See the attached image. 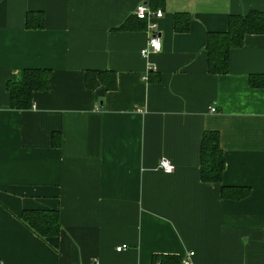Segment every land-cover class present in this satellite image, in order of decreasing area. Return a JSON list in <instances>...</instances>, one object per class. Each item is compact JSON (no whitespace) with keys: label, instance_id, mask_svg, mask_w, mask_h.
<instances>
[{"label":"crops","instance_id":"1","mask_svg":"<svg viewBox=\"0 0 264 264\" xmlns=\"http://www.w3.org/2000/svg\"><path fill=\"white\" fill-rule=\"evenodd\" d=\"M140 3L163 13L162 50L146 57ZM249 11L264 12V0H0V264H153L189 252L191 264H264V87L249 85L264 75V35L231 50L225 75L208 73L204 49ZM28 13L43 28H26ZM176 15L187 32L174 30ZM27 69L49 70L48 87L12 109L6 84ZM88 70L114 72L116 89L88 90ZM206 131L219 135L220 183L200 180ZM222 186L250 192L226 200ZM27 210L58 211L59 235L36 236L20 221Z\"/></svg>","mask_w":264,"mask_h":264},{"label":"trees","instance_id":"2","mask_svg":"<svg viewBox=\"0 0 264 264\" xmlns=\"http://www.w3.org/2000/svg\"><path fill=\"white\" fill-rule=\"evenodd\" d=\"M132 17L135 22L146 25L144 21ZM43 22L44 18L41 13H28L26 16V28L28 29L43 28ZM127 28L124 24L118 30ZM188 29L189 21H180V16L176 15L174 30L182 33L187 32ZM248 35H264V12L249 11L246 15L229 16L225 31L208 33L204 48L207 54L208 73L211 75L227 74L231 50L241 47L244 38ZM49 76L50 71L47 69H27L13 75L6 84L11 108L16 110L32 108V93L45 91L48 87ZM259 78L262 82L258 81ZM249 85L253 88H263L264 75L250 76ZM85 86L88 90L103 87L106 91H114L117 87L116 74L109 70H88L85 72ZM224 167L225 160L220 148L218 133L204 132L200 145V180L204 183H220ZM249 192L248 187L222 186L220 189L221 198L232 201L246 198ZM20 221L42 239L57 237L60 233L58 211H23ZM153 264H181V260L175 256L162 255L154 257Z\"/></svg>","mask_w":264,"mask_h":264},{"label":"built area","instance_id":"3","mask_svg":"<svg viewBox=\"0 0 264 264\" xmlns=\"http://www.w3.org/2000/svg\"><path fill=\"white\" fill-rule=\"evenodd\" d=\"M133 16L137 20L144 21L146 23V28L150 32V37L148 39L147 45L140 51V54L143 57H146L150 53H159L162 50V41L160 35L157 31L156 21L162 18L163 13L161 10L152 9L147 3H140L136 6L133 12ZM212 111H215L212 109ZM158 170L165 173L171 174L174 171V166L165 159H160ZM124 246L118 247L117 251L124 250ZM193 252H189L182 260L181 264H191V257Z\"/></svg>","mask_w":264,"mask_h":264}]
</instances>
